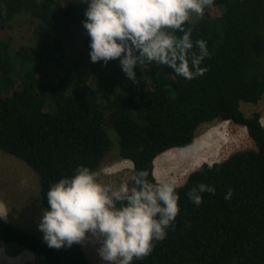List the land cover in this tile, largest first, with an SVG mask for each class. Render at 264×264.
Instances as JSON below:
<instances>
[{"label":"trees","instance_id":"obj_1","mask_svg":"<svg viewBox=\"0 0 264 264\" xmlns=\"http://www.w3.org/2000/svg\"><path fill=\"white\" fill-rule=\"evenodd\" d=\"M86 7L80 0H0L1 27L30 13L58 30L50 40L16 51L11 37H0V150L37 173L46 207L51 182L80 164L99 172L113 145L111 127L121 157L155 174V159L192 146L203 123L233 121L255 146L191 172L178 188L175 226L133 264H264V124L260 112L248 115L241 108L264 97V0H214L191 23L193 40L204 39L209 49L204 75L186 80L152 63L137 67L132 83L118 60L91 62L96 86L67 62L71 27L83 25ZM84 38L90 51L85 28ZM199 182L215 185L216 192L197 207L186 193ZM228 188L231 200L224 199ZM0 217V245H14L9 254L29 250L33 264H91L83 244L49 248L41 235Z\"/></svg>","mask_w":264,"mask_h":264},{"label":"clouds","instance_id":"obj_2","mask_svg":"<svg viewBox=\"0 0 264 264\" xmlns=\"http://www.w3.org/2000/svg\"><path fill=\"white\" fill-rule=\"evenodd\" d=\"M80 2L87 4L82 23L90 37L92 63L107 66L118 60L132 83L138 79L137 67L142 70L145 64L167 66L186 80L207 71L201 66L209 56L207 42L194 41L190 25L194 18H203L214 0ZM179 187L175 179H157L144 168L132 170L125 179L102 182L98 171L80 164L71 175L50 183L38 230L49 248H71L87 240L99 245L104 264H133L150 255L175 226L181 211ZM215 192V185L199 182L186 195L198 207L205 194ZM233 193L228 188L224 199L231 200Z\"/></svg>","mask_w":264,"mask_h":264},{"label":"rangeland","instance_id":"obj_3","mask_svg":"<svg viewBox=\"0 0 264 264\" xmlns=\"http://www.w3.org/2000/svg\"><path fill=\"white\" fill-rule=\"evenodd\" d=\"M199 19L194 18L193 21ZM71 30V39L67 41V62L75 68L78 75L84 77L91 85L96 86L98 80L90 68L91 61L85 44L84 27L83 25H76L72 26ZM57 31L56 28L47 25L40 18L30 13H21L16 16L14 21L10 22L9 26H0V37H11L12 50L16 51L22 45L39 44L43 40H50ZM241 108L248 115L256 111L260 112L264 124V97L256 104L242 102ZM108 132L112 138L113 145L107 152L99 170L102 182H114L125 179L134 170L133 162L124 159L119 154L120 144L117 132L112 127L108 129ZM216 134H220L223 138L219 141L213 140V136ZM210 138L212 139L211 141L209 140ZM210 142L217 143L216 152L211 155L213 157L209 160L200 161L189 168L178 166V161H176L177 164L175 161L171 162V160L181 158L182 153L178 149L179 147L160 154L155 159V175L157 179H175L179 185H182L186 182L190 173L201 168L203 164L223 161L238 150L255 146L253 139L244 126L233 121L218 119L203 123L199 127L194 144L197 147H199L198 145L206 147L211 144ZM174 167H177L178 170L175 171ZM22 179H26V183H22ZM42 207L44 205L40 197V184L37 173L25 161L0 150V214L14 225L43 236L38 230ZM98 246V244L87 240L83 243L84 250L91 264H104L98 256L96 250ZM9 247H14V245H0V264L34 263L35 254L33 252L23 250L19 255L13 256L7 250ZM5 256L11 259L5 260Z\"/></svg>","mask_w":264,"mask_h":264},{"label":"bare ground","instance_id":"obj_4","mask_svg":"<svg viewBox=\"0 0 264 264\" xmlns=\"http://www.w3.org/2000/svg\"><path fill=\"white\" fill-rule=\"evenodd\" d=\"M221 138H223V137H221L220 134H216L215 136H213V140H218L219 141ZM209 140L211 141L212 139L210 138ZM198 146L199 147L195 146V144H194L193 146H190V147L178 148V149H180V151L182 153L181 156H180L181 158H179L177 160H171V162L175 161V163H176V161H178V163H179L178 166H185V167L189 168L190 166H194V165L198 164L200 161L209 160L211 157H213L211 155H213L216 152V149H217L216 148L217 147V143H215V142H212L210 145L208 144L206 147H203V145H201V146L198 145ZM176 158H178V157H176ZM175 163H174V165L177 164V163L176 164ZM174 170L177 171L178 168L174 167Z\"/></svg>","mask_w":264,"mask_h":264}]
</instances>
